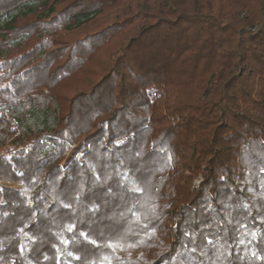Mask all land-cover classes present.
<instances>
[{"label": "trees", "instance_id": "16d2710c", "mask_svg": "<svg viewBox=\"0 0 264 264\" xmlns=\"http://www.w3.org/2000/svg\"><path fill=\"white\" fill-rule=\"evenodd\" d=\"M3 123L0 264H264V0H0Z\"/></svg>", "mask_w": 264, "mask_h": 264}, {"label": "snow or ice", "instance_id": "6c2138e0", "mask_svg": "<svg viewBox=\"0 0 264 264\" xmlns=\"http://www.w3.org/2000/svg\"><path fill=\"white\" fill-rule=\"evenodd\" d=\"M118 143H123V141H118ZM72 159H73V160H78V159H79V155H78V154H77V155H74ZM169 159H171V157H169ZM260 171H261V172H264V167H262V168L260 169ZM21 175H22V174H21ZM118 175H119V174H118ZM66 179L71 180L72 177L69 176V177H67ZM127 179H128V175H127V173H125V174L123 175V177H122V182H123V180H127ZM222 179H223V177H222ZM97 180H99V177H97ZM129 182L132 184V187H131V188H128V189H127L128 191H130V192H132V193H134V194H135V193H142V192L144 191L143 187H141V186L139 185V183H138L136 180H130ZM109 190H110V189H109ZM65 207H70V205H65ZM133 216H135V217L137 218V222H139V214L136 213V212H133ZM142 226H143L144 229H149V224H148V223H144ZM73 227H74V226H73ZM69 230L71 231L72 229L70 228ZM154 232H155V229H154V228H151V229L149 230V232H148V235L154 234ZM80 235L84 238V240H85L88 244H91V245L95 246L96 242H95L94 240H91V239L88 237V234H87L86 232H81ZM185 235L188 236V237L190 238V241H191V242H194V240H195V236H194V234H192V233H185ZM252 235H253V238H255V235H256V234L253 233ZM207 243H208L209 245H211V244L213 243V241H212L211 239H209V240H207ZM241 243H243V241H241ZM129 246H130V247H136L137 245H136V244H131V245H129ZM109 247H112V245L110 244ZM182 247H183L185 250L188 249V245H187V244L182 245ZM23 251H24V249L21 248V252H23ZM190 251H191V252H195L196 249H195V248H192ZM201 254L203 255V253H201ZM229 254H230V253H229ZM182 255H183V253H177L176 256L171 257V262H172V264H184L183 259H181ZM253 255H255V253H253ZM261 258L264 259V257H261ZM76 259H79V257H76ZM103 261H107L108 264H111V258H110L109 256H104L103 259L101 260L100 264H103Z\"/></svg>", "mask_w": 264, "mask_h": 264}, {"label": "rangeland", "instance_id": "374dc122", "mask_svg": "<svg viewBox=\"0 0 264 264\" xmlns=\"http://www.w3.org/2000/svg\"><path fill=\"white\" fill-rule=\"evenodd\" d=\"M20 111L13 112V116H19ZM56 103L53 104V108L49 111H37L32 116L29 117V119L25 122L23 128L21 131H25L26 128L32 129V130H41L43 128L52 129L56 125ZM19 134L16 133L15 136ZM14 136L11 134L10 129L8 128L6 123L0 124V143L7 144L9 143ZM200 180L197 178L195 180L196 183H198ZM0 183H5V181L0 180Z\"/></svg>", "mask_w": 264, "mask_h": 264}]
</instances>
